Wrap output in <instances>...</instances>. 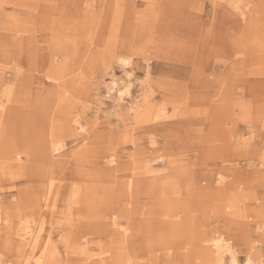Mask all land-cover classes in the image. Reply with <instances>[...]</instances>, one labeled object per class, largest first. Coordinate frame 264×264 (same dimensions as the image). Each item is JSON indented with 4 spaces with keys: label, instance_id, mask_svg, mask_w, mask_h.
<instances>
[{
    "label": "rangeland",
    "instance_id": "1",
    "mask_svg": "<svg viewBox=\"0 0 264 264\" xmlns=\"http://www.w3.org/2000/svg\"><path fill=\"white\" fill-rule=\"evenodd\" d=\"M263 79L264 0H0V264H264Z\"/></svg>",
    "mask_w": 264,
    "mask_h": 264
},
{
    "label": "bare ground",
    "instance_id": "2",
    "mask_svg": "<svg viewBox=\"0 0 264 264\" xmlns=\"http://www.w3.org/2000/svg\"><path fill=\"white\" fill-rule=\"evenodd\" d=\"M239 14V13H238ZM239 16V15H238ZM261 56V55H260ZM262 58V57H260ZM118 62L123 66H127L128 65V60L126 59H120L118 60ZM132 65V64H131ZM108 72V71H107ZM264 81V79H263ZM263 84V83H262ZM112 85L116 86V83L113 82ZM129 86V85H127ZM129 89L125 88V90L123 89L121 92H120V95L119 96H124V94H127L129 95ZM4 101V100H3ZM198 111V110H197ZM43 137V135H42ZM38 140V139H37ZM36 140V141H37ZM41 140V139H40ZM39 141V140H38ZM55 140H50L49 142H43V165L47 162L48 164V167H43V170L46 171V174H44L43 176V179H45L46 181V178L48 180H52V175L55 173V169L63 166V163H61L60 161H49V157L50 158H53L55 153H58L60 152V146L59 145H55L54 144ZM38 145H39V142H37ZM41 143V142H40ZM42 145V144H41ZM37 151V150H35ZM39 155V154H38ZM42 155V154H41ZM35 157V156H34ZM42 157V156H41ZM40 158V157H38ZM85 158L83 159H80L81 161H83ZM66 163V162H65ZM9 164V163H8ZM68 164V163H67ZM100 166V165H99ZM9 166L8 165H0V176L1 177H4L6 175H8V170L10 168H8ZM70 167V166H69ZM263 168H264V164H263ZM66 170V169H65ZM76 170V169H75ZM88 173H83L82 176H85L87 177L89 180H94L93 177L91 176H94L95 174V177L97 179H100V180H104L106 181L107 177H108V174L105 173V171L101 168H98V167H93V171L92 172V168H88L86 170ZM78 173V172H77ZM76 173V174H77ZM100 173V174H98ZM73 175V174H72ZM74 176V175H73ZM94 177V178H95ZM2 179V178H1ZM80 180V179H79ZM130 182V181H129ZM50 183V182H49ZM74 184V183H73ZM76 184V183H75ZM71 188V187H70ZM114 189V188H113ZM49 191L48 193L45 192L43 193V197H42V201L40 200L35 206L37 208H35V212L37 214L38 211H41L40 213L42 214V211H43V218L45 217V212L48 210V204H49V201H50V198H49ZM39 215V213H38ZM9 216V213L8 212H5L3 211V209H1V205H0V224H2V222H4L5 224V227L7 228V218ZM41 216V215H40ZM114 219V218H113ZM104 220V219H103ZM113 222V220H112ZM115 222V221H114ZM113 222V223H114ZM58 225V224H57ZM109 227L108 225H106V222H102L101 223V226L100 227ZM1 228L2 229H5L4 227H0V232H1ZM117 228V227H116ZM7 232L6 234L2 235L4 239L6 240H10V239H17L18 241H22L24 239H26V235L27 233H18L17 230H14V228H10L8 227V229H6ZM120 230V229H119ZM121 231V230H120ZM124 232H126L124 230ZM28 236V235H27ZM30 237V236H29ZM114 237V236H112ZM124 238L128 239V236L126 235V233H124L123 235ZM1 238V237H0ZM35 238V236H34ZM37 238V237H36ZM110 238V237H109ZM24 242V241H23ZM226 242L224 240H213V244L211 247L210 250L207 249V253L205 254V262L204 264H225L224 261H223V258H224V255L227 254L229 257H230V261H229V264H237V259H236V256H235V253L234 251L232 250L231 246H229L228 244H225ZM99 245V243H98ZM20 247V245H18ZM91 246V244L89 245ZM94 246V245H93ZM18 252H21L20 250ZM129 260V259H128ZM201 261V259H200ZM128 264V263H127ZM202 264V263H200ZM246 264H250L249 261H247Z\"/></svg>",
    "mask_w": 264,
    "mask_h": 264
}]
</instances>
